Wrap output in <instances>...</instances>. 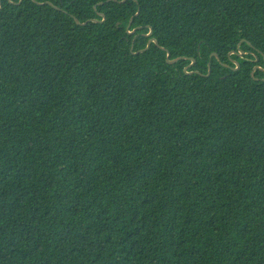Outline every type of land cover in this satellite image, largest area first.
<instances>
[{
  "label": "trees",
  "instance_id": "16d2710c",
  "mask_svg": "<svg viewBox=\"0 0 264 264\" xmlns=\"http://www.w3.org/2000/svg\"><path fill=\"white\" fill-rule=\"evenodd\" d=\"M263 70L264 0H0V264H264Z\"/></svg>",
  "mask_w": 264,
  "mask_h": 264
},
{
  "label": "water",
  "instance_id": "95a60500",
  "mask_svg": "<svg viewBox=\"0 0 264 264\" xmlns=\"http://www.w3.org/2000/svg\"><path fill=\"white\" fill-rule=\"evenodd\" d=\"M21 1H22V0H21ZM109 1H110V0H109ZM40 4H43V3H40ZM104 20H105V17H104ZM92 21L97 22V20H92ZM76 22H77L79 25H85V24H86V23H80L77 19H76ZM134 32H135V30H134V31H131L130 33H134ZM151 34H152V32H150L149 34H147V36H150ZM152 43H155L156 45H158V42H157L156 39H154V38H153V39H150L149 42H148V45H147L146 49L141 50L140 52H144V51L150 49ZM231 53H233V52H231ZM135 54H138V53H135ZM238 54H239V56H242V55L244 54V52L240 50ZM211 56H216V55L213 53ZM180 59H182V58H176V59H173L172 61H170V55L167 54V64H169V65H174V63H176V62L179 61ZM190 60H191V64L184 68V71H185L186 73H189V72H187V68H188V67H191L192 64L194 63V59H193V58H190ZM233 62H234V64L236 65V67H235L233 70L238 69V63H237L236 61H233ZM253 71H254V70H253ZM263 71H264V70H263ZM209 73H210V69H208V74H209ZM252 73H253V72H252ZM252 73H251V74H252Z\"/></svg>",
  "mask_w": 264,
  "mask_h": 264
}]
</instances>
